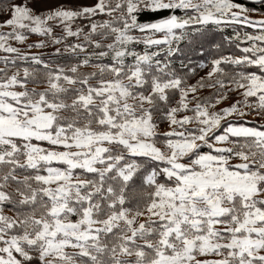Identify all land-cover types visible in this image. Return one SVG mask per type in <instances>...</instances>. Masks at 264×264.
<instances>
[{"label": "snow or ice", "instance_id": "snow-or-ice-1", "mask_svg": "<svg viewBox=\"0 0 264 264\" xmlns=\"http://www.w3.org/2000/svg\"><path fill=\"white\" fill-rule=\"evenodd\" d=\"M0 264H264V0H0Z\"/></svg>", "mask_w": 264, "mask_h": 264}, {"label": "rangeland", "instance_id": "rangeland-1", "mask_svg": "<svg viewBox=\"0 0 264 264\" xmlns=\"http://www.w3.org/2000/svg\"><path fill=\"white\" fill-rule=\"evenodd\" d=\"M33 39H35V37H33Z\"/></svg>", "mask_w": 264, "mask_h": 264}]
</instances>
